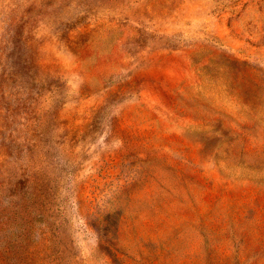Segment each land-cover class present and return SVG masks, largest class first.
Returning <instances> with one entry per match:
<instances>
[{"label": "rangeland", "instance_id": "obj_1", "mask_svg": "<svg viewBox=\"0 0 264 264\" xmlns=\"http://www.w3.org/2000/svg\"><path fill=\"white\" fill-rule=\"evenodd\" d=\"M0 264H264V0H0Z\"/></svg>", "mask_w": 264, "mask_h": 264}]
</instances>
